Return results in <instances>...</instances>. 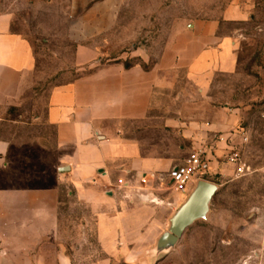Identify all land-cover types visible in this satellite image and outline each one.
<instances>
[{"label": "rangeland", "instance_id": "obj_1", "mask_svg": "<svg viewBox=\"0 0 264 264\" xmlns=\"http://www.w3.org/2000/svg\"><path fill=\"white\" fill-rule=\"evenodd\" d=\"M238 1L239 20L227 13L234 0H0V12L13 13V29L31 40L37 59L25 94L11 110L15 121H0L6 142L0 153V242L7 239L11 258L60 264L65 255L84 264L100 257L95 218L77 201L57 162L55 128L45 118L51 89L101 65L151 68L181 25L216 21L232 41L236 69L211 73L201 84L183 80L177 119L228 125L215 132L220 142L231 130L242 133L229 138V148L217 147L218 169L207 180L218 190L207 217L156 264H244L245 257L253 264L264 215V0ZM157 116L135 132L146 150L159 152L151 156L180 164L204 142L167 126L174 114ZM231 152L239 153L238 164L228 161ZM167 191L178 201L166 206L169 220L190 193Z\"/></svg>", "mask_w": 264, "mask_h": 264}, {"label": "crops", "instance_id": "obj_2", "mask_svg": "<svg viewBox=\"0 0 264 264\" xmlns=\"http://www.w3.org/2000/svg\"><path fill=\"white\" fill-rule=\"evenodd\" d=\"M238 3L234 0L229 7V18H243ZM13 23L12 12H0L2 122L15 121L11 110L19 105L29 76L37 67L31 40L14 30ZM231 42L219 32L218 22L196 21L181 25L151 68L101 65L51 89L45 118L55 128L57 162L66 171L65 178L74 187L77 201L95 218L100 257L84 264H156L165 257L158 242L172 218L167 220L166 206L178 201L171 193L169 197L164 195L168 188L159 179L175 165L170 159L151 156L159 152L146 150L135 132L148 127L160 113L174 114L165 122L167 126L181 129L184 138L204 141L196 145L209 148L215 159L212 172L216 171L217 147L229 148V138L242 130L222 134L224 140L220 142L214 139L215 132L229 130L228 125L177 119L182 102L177 90L185 79L194 85L216 71L234 72L236 54ZM209 142H213L211 147ZM5 148L6 142L0 138V153ZM145 176L148 182L140 183ZM121 180H130L143 190H126ZM170 197L173 201L167 203ZM260 220V241L253 264H264V215ZM7 244V239L0 242V264H20L7 253ZM212 260L206 258V263ZM60 261L73 264L65 255ZM242 261L252 262L250 257Z\"/></svg>", "mask_w": 264, "mask_h": 264}, {"label": "built area", "instance_id": "obj_3", "mask_svg": "<svg viewBox=\"0 0 264 264\" xmlns=\"http://www.w3.org/2000/svg\"><path fill=\"white\" fill-rule=\"evenodd\" d=\"M227 159L231 163L238 164L239 153L231 152ZM214 160L209 149L205 147L195 148L182 163L173 166L167 175L162 176L159 180L164 181L167 188L174 193H191L199 181H208L207 177L212 173ZM120 182L126 190H143L142 187L135 185L130 180H121ZM147 182L146 176L140 181L142 184Z\"/></svg>", "mask_w": 264, "mask_h": 264}, {"label": "water", "instance_id": "obj_4", "mask_svg": "<svg viewBox=\"0 0 264 264\" xmlns=\"http://www.w3.org/2000/svg\"><path fill=\"white\" fill-rule=\"evenodd\" d=\"M217 190L218 186L212 182L201 180L197 183L187 200L170 219L169 229L161 235L158 242L161 251L175 245L190 226L207 217Z\"/></svg>", "mask_w": 264, "mask_h": 264}]
</instances>
